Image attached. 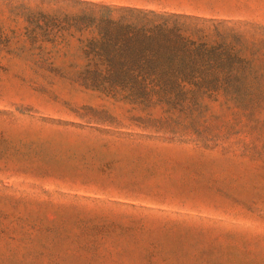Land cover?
Segmentation results:
<instances>
[{"label":"rangeland","instance_id":"374dc122","mask_svg":"<svg viewBox=\"0 0 264 264\" xmlns=\"http://www.w3.org/2000/svg\"><path fill=\"white\" fill-rule=\"evenodd\" d=\"M81 1L0 0V264H264V0H194L257 74L189 108L54 69Z\"/></svg>","mask_w":264,"mask_h":264},{"label":"trees","instance_id":"16d2710c","mask_svg":"<svg viewBox=\"0 0 264 264\" xmlns=\"http://www.w3.org/2000/svg\"><path fill=\"white\" fill-rule=\"evenodd\" d=\"M79 3L77 12L53 20L62 38L78 41L75 50L63 54L80 61L54 68L66 78L113 98L181 108L252 87L249 78L257 69L237 48L238 34L228 20Z\"/></svg>","mask_w":264,"mask_h":264},{"label":"crops","instance_id":"0c3cea01","mask_svg":"<svg viewBox=\"0 0 264 264\" xmlns=\"http://www.w3.org/2000/svg\"><path fill=\"white\" fill-rule=\"evenodd\" d=\"M96 3L135 7L147 11L198 14L194 0H88ZM196 7V8H195Z\"/></svg>","mask_w":264,"mask_h":264}]
</instances>
